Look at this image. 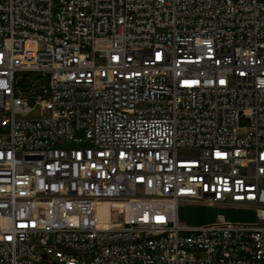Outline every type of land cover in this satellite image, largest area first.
Masks as SVG:
<instances>
[{
    "label": "built area",
    "instance_id": "obj_1",
    "mask_svg": "<svg viewBox=\"0 0 264 264\" xmlns=\"http://www.w3.org/2000/svg\"><path fill=\"white\" fill-rule=\"evenodd\" d=\"M1 127L0 264H264V0H0Z\"/></svg>",
    "mask_w": 264,
    "mask_h": 264
},
{
    "label": "rangeland",
    "instance_id": "obj_2",
    "mask_svg": "<svg viewBox=\"0 0 264 264\" xmlns=\"http://www.w3.org/2000/svg\"><path fill=\"white\" fill-rule=\"evenodd\" d=\"M23 73H17L16 78L21 81ZM29 78L34 76L28 75ZM28 80H26L27 82ZM41 112L38 109H33L32 116H39ZM239 126L247 127L249 120L245 117L239 118ZM1 131L6 128L1 127ZM222 215L227 221L233 223H250L255 222L257 219L256 211L252 208L234 207L219 204H210L205 202H182L178 206V220L181 224L188 226H200L213 223ZM114 219L118 221V214H114Z\"/></svg>",
    "mask_w": 264,
    "mask_h": 264
},
{
    "label": "bare ground",
    "instance_id": "obj_3",
    "mask_svg": "<svg viewBox=\"0 0 264 264\" xmlns=\"http://www.w3.org/2000/svg\"><path fill=\"white\" fill-rule=\"evenodd\" d=\"M102 213H105L104 211H102Z\"/></svg>",
    "mask_w": 264,
    "mask_h": 264
}]
</instances>
